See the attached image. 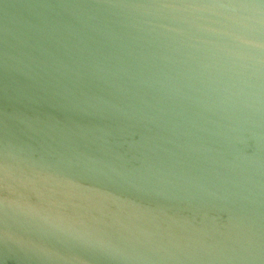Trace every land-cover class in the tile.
<instances>
[{
  "label": "water",
  "instance_id": "obj_1",
  "mask_svg": "<svg viewBox=\"0 0 264 264\" xmlns=\"http://www.w3.org/2000/svg\"><path fill=\"white\" fill-rule=\"evenodd\" d=\"M0 264H264V0H0Z\"/></svg>",
  "mask_w": 264,
  "mask_h": 264
}]
</instances>
